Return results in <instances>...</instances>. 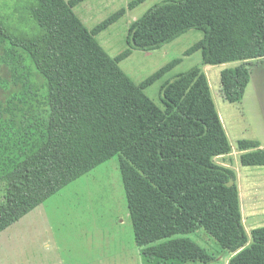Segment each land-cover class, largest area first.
Wrapping results in <instances>:
<instances>
[{
  "label": "trees",
  "instance_id": "16d2710c",
  "mask_svg": "<svg viewBox=\"0 0 264 264\" xmlns=\"http://www.w3.org/2000/svg\"><path fill=\"white\" fill-rule=\"evenodd\" d=\"M86 0H34L39 33L23 37L0 22V69L15 88L0 101V234L118 154L138 247L146 259L209 262L190 236L204 229L227 253L248 242L233 170L214 163L232 146L201 66L168 79L159 107L145 92L181 63L136 84L120 67L134 50L153 51L192 30L203 64L264 58V0H165L128 32L115 58L96 36L148 0H134L89 31L73 8ZM247 65L221 75L222 94L241 103ZM250 65V63H249ZM33 67L44 77L40 84ZM243 167H264L257 141H240ZM230 264H264V227Z\"/></svg>",
  "mask_w": 264,
  "mask_h": 264
},
{
  "label": "rangeland",
  "instance_id": "374dc122",
  "mask_svg": "<svg viewBox=\"0 0 264 264\" xmlns=\"http://www.w3.org/2000/svg\"><path fill=\"white\" fill-rule=\"evenodd\" d=\"M110 1L119 6L124 0ZM163 1L151 0L143 4L128 17V21L136 22ZM33 4L34 0H0V22L6 30L19 36L38 34L40 29L30 12ZM94 5L98 10L103 8L97 2ZM79 10L77 7L76 14ZM202 37V33L191 31L180 38L181 43L169 51L167 58L170 61L183 58L192 44ZM120 47L121 52L129 49L127 39L124 44L121 40ZM164 58L166 56L157 57L134 50L121 68L139 84L158 70ZM202 61L200 54L187 58L168 79L196 66L204 69L215 107L232 146L229 154L216 157L213 161L236 174L242 223L249 237L246 245L238 252L227 253L204 229H199L190 238L211 255V261L146 259L136 243L121 172L124 156L118 154L66 186L1 233L0 264H230L237 253L253 244L251 231L264 227V167H243L241 156L255 150L241 151L239 142L257 141L264 150V59L249 61L252 80L243 101L238 104L224 99L221 75L226 70L246 66L247 61L217 66H203ZM33 69L38 82L44 84V77ZM10 77L8 70L1 67L0 101L10 98L15 91L13 86L8 85ZM168 79L157 81L146 91L159 107H163L160 91ZM3 199L4 188L0 185V204Z\"/></svg>",
  "mask_w": 264,
  "mask_h": 264
},
{
  "label": "crops",
  "instance_id": "0c3cea01",
  "mask_svg": "<svg viewBox=\"0 0 264 264\" xmlns=\"http://www.w3.org/2000/svg\"><path fill=\"white\" fill-rule=\"evenodd\" d=\"M66 1H69V0H66ZM149 1H151V0H148L145 3H148ZM95 2H97L99 6H102L103 5V8H101V10L96 9L95 8V5H94ZM129 3H130L129 1H127V0L125 1L124 0L123 2L119 3V6H116L115 3H114V1L111 2L110 0H86L83 3L79 4L78 6L74 7L73 10L75 12V10H76L77 7L80 8L79 13H78L79 15L76 14V12H75V14L82 21V23L86 26V28L89 31H92L94 28H96L97 26H99L101 23H103L105 20H107L108 18H110L112 15H114L115 13H117L118 11H120L121 9H123V8H126L127 9ZM142 5H140L139 7H141ZM138 8H136V9H138ZM135 10L130 11L128 9L127 12H126V14L122 18H120L117 22H115L114 24L110 25L109 27H107L105 30H103L102 32H100L96 36V39L99 42V44L102 46V48L112 58H115L118 55H120V53H122L121 52L122 51V48L120 47L121 46V40H122V43L124 44V41L127 39L126 38L127 33L129 32L130 26L133 24V22H129L128 21V19H129L128 17L132 16V13ZM194 31L202 33L203 34V37H202V39L198 40L197 42H194L189 49H191L193 46H195L197 43L201 42L204 39V33L203 32L198 31V30H194ZM190 32L191 31H189L186 34L180 36L175 41L171 42L170 44H167L166 46L162 47L161 49L153 50V51H143V52H146V54H148V55H155L157 57H159V56H166V58H164L163 60L160 61L161 66L157 68L158 69L157 71H159L160 69H162L163 67H165L166 65H168L170 62H172V61H170L169 58H167V56L169 57V51L171 49H174L176 45H178V44L181 43L180 40H182V39H180V38L187 36L188 34H190ZM116 38H120V39L119 40H116ZM196 54H200L201 55V59H203L202 50H198V51H196L195 53H193V54H191L189 56L184 55L183 58H180L182 60L181 63L179 65H177L175 68H173L171 71H169L165 76H163L158 81H164L165 79H168V77H170L171 74L175 72V70L178 68V66H180L183 63L184 60H186L187 58H192ZM130 57L131 56H129L127 59H129ZM127 59H125V60H127ZM263 59H260V60H263ZM260 60H253V61H260ZM124 61H122L120 63V67L122 66V63ZM166 61H169V63L167 64ZM247 63H248V66H249V61ZM202 64H203V61H202ZM203 66H207V65H204L203 64ZM201 68H202V70L204 72V69H203L202 66H201ZM136 84H138V83H136ZM148 89H146L145 92ZM146 94H147V92H146ZM221 121H222V119H221ZM260 147H261V144H260Z\"/></svg>",
  "mask_w": 264,
  "mask_h": 264
}]
</instances>
